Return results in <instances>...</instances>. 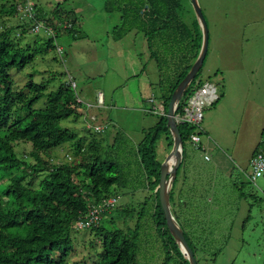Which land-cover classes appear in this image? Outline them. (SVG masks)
Returning <instances> with one entry per match:
<instances>
[{"label":"rangeland","instance_id":"rangeland-1","mask_svg":"<svg viewBox=\"0 0 264 264\" xmlns=\"http://www.w3.org/2000/svg\"><path fill=\"white\" fill-rule=\"evenodd\" d=\"M28 1L35 6L34 17L54 28V24L59 23L58 27L61 26L59 19H65L69 11H74L82 21V36L75 40L81 39L76 46L81 58L77 59L85 79L79 82L78 92L89 99L94 98L98 88L106 92L105 104L93 107L91 111L97 115L95 124H103L106 128L101 133L88 130L85 117L80 112L79 115L73 114L62 119L60 124L76 132L84 143H88L94 135L98 139H106L102 153L118 163L124 178L123 186L118 188L120 201L114 209L118 207L121 210L133 205L137 210L129 217L127 211L123 210L116 215V225L134 234L140 222L135 237L136 264H164L168 256L166 237L159 232L152 216L153 200L142 204L151 192L148 188L143 189L146 181L137 155V145L143 138V131L153 127L160 114L149 107L143 108L146 93L135 79L127 83L126 90L117 88L114 100H110L107 95L110 89L125 82L123 75L126 66L130 67L131 64L130 51L140 47L139 39L135 44V34L131 33L135 29L130 24L135 21L119 23L120 13L117 9H107L105 0ZM24 2L0 0V30L5 26L22 25L19 28H23L25 25L24 36L14 38L20 39L23 46L26 43L31 46L27 55L36 52L23 69L11 70L12 78L16 88L24 87L26 82L33 79L37 83L44 82L49 92L69 80L66 67L74 75L68 54L64 53V63L56 50L57 44L69 45L68 41L73 35L58 33L52 40V46L44 50L51 36L44 29L38 34L31 30L34 20L24 16L25 10L21 11ZM199 3L210 36L204 66L198 72L196 81L217 84L221 99L205 106L201 123L205 131L201 140L202 148H197L190 141L184 144L185 155L179 180L181 184L177 188L187 202L193 222L190 223L180 215L185 204L174 208L196 249L198 264H264V172L254 180L255 184L251 178L252 155L261 141L264 129V0H199ZM14 7L16 12L11 14L10 10ZM108 30H111L109 34ZM139 35L143 36L142 33ZM126 48L131 50L125 51ZM176 60L173 54L164 56L160 63L151 56L141 59L148 68L142 74V79H147V74L150 75L154 68L159 71V78L152 84L153 89H150L158 102L163 101L162 96L168 93V85L174 81ZM96 62L99 63L97 67ZM115 63L119 66V76L111 69V64L117 67ZM93 67H96V73H90ZM89 74L91 78H88ZM162 79L163 85L160 84ZM147 100L151 105L150 100ZM45 101L46 97L42 98L36 107H43ZM110 101L115 106H111ZM100 109L103 112L101 114ZM148 109L151 113H145ZM169 143L170 138L166 134L158 141L157 156L162 163L171 152ZM16 150L20 157L26 156L28 161H32L29 157L30 143L20 142ZM53 151L56 163L71 162L78 158L70 142ZM67 154L72 158L69 159ZM44 175H39L36 183ZM133 188L137 190L134 192ZM142 207L144 212L140 214ZM141 215L142 220L139 221ZM102 224L109 227L105 220ZM73 242L74 249L68 264H91L92 258L101 249L100 237L90 229H74ZM167 264L184 263L177 254L171 252Z\"/></svg>","mask_w":264,"mask_h":264},{"label":"trees","instance_id":"trees-1","mask_svg":"<svg viewBox=\"0 0 264 264\" xmlns=\"http://www.w3.org/2000/svg\"><path fill=\"white\" fill-rule=\"evenodd\" d=\"M105 4L109 10L117 9L123 22L135 21L130 25L135 33L143 34L150 56L157 63L166 55L177 57L174 81L168 85V93L162 96L167 113L173 92L190 71L202 47L203 31L191 0H105ZM15 12L16 7L10 10L11 14ZM65 16V19H59L60 23L73 24V28L66 29L67 33L73 34L74 39L81 38L76 29L77 20L67 14ZM58 24H54L57 31L62 28ZM20 26H5L0 30V264H68L74 249L75 222L85 217L89 209L104 198L118 195L124 178L118 163L102 153L106 139H98L94 135L88 143H84L76 132L61 126L62 119L79 115L76 92L69 80L49 92L44 82L37 83L33 79L26 82L24 87L16 88L11 70L23 69L29 59L36 55V52L27 55L31 46L28 43L23 46L20 39L14 38L24 36L25 25L23 28ZM53 38L47 39L44 50L52 46ZM60 59L62 62L65 60L64 56ZM66 73L68 77H73L67 67ZM197 75L176 113L180 112L186 98L192 93ZM160 84H164V79ZM44 97V106L37 108L36 104ZM167 122V115H160L153 127L143 131V138L137 145V155L146 181L143 189L148 188L151 192L142 204L153 200L152 216L159 232L166 237L168 256L164 264L168 263L171 252L177 254L184 264H189L168 228L157 190L162 165L157 156V146L163 134L170 138V149L173 147ZM179 129L185 144L197 127L180 123ZM20 142L31 144L29 157L32 161L18 155L16 146ZM68 142L72 143L75 157L78 158L71 162H54L53 150ZM260 149L264 151V129L253 155ZM184 155L185 149L183 161ZM183 161L171 188L170 202L172 212L195 253L196 249L174 208L185 204V201L176 200ZM43 174L44 177L36 183L38 176ZM132 190L135 192L137 189ZM112 210V214L106 212L103 218L109 227L103 226L102 220L99 226L90 228L101 239L100 252L92 258L91 264H136L135 237L140 222L136 225L135 233L131 234L117 226L115 218L123 210L127 211V217L137 210L133 205ZM143 212L144 207L139 213ZM140 220L142 215L139 216Z\"/></svg>","mask_w":264,"mask_h":264},{"label":"built area","instance_id":"built-area-1","mask_svg":"<svg viewBox=\"0 0 264 264\" xmlns=\"http://www.w3.org/2000/svg\"><path fill=\"white\" fill-rule=\"evenodd\" d=\"M24 7L21 11L24 12V16L29 17L34 20L32 26V31L36 34L40 33L44 29L49 36L56 37V30L53 26L48 25L45 21H40L34 17L35 6L28 0L25 1ZM65 29L72 28L73 24L71 22L63 25ZM56 50L59 56L63 59L64 56V47L60 44L56 45ZM65 62V60L63 61ZM69 81L72 88L76 92L77 98V110L84 115L86 128L90 131L94 130L97 133H101L105 130L106 126L103 124H95L97 120V115L93 112V107H101L105 104V97L103 92L97 93V102L91 104L85 101L79 94L77 89V82L73 77L69 76ZM219 99L218 86L215 83L210 81L200 82L197 81L192 93L186 98L181 110L179 113H176V121L180 123H189L197 127L196 132L192 133L189 141L194 144L197 148H202L201 140L203 133V127L201 123L204 118V109L207 105L214 104ZM150 103L152 104L151 110L157 114L164 115L165 109L163 102H158L155 100L154 96L151 97ZM178 109V107H177ZM67 157L71 159L72 157L67 154ZM207 157V156H206ZM251 164L253 166L252 182L255 184L258 177L262 176L264 172V151H258L253 155ZM120 201V195H111L102 200L99 204L93 205L85 217L77 220L74 224L75 229L84 230L90 229L95 226H99L104 218L106 212H110L114 207L118 205Z\"/></svg>","mask_w":264,"mask_h":264},{"label":"water","instance_id":"water-1","mask_svg":"<svg viewBox=\"0 0 264 264\" xmlns=\"http://www.w3.org/2000/svg\"><path fill=\"white\" fill-rule=\"evenodd\" d=\"M195 14L203 31V42L201 51L198 58L194 62L188 74L179 83L175 91L173 92L171 99L169 101L167 110V125L170 128L171 134L173 136V147L169 153L166 160L161 165V177L160 182L157 187L159 190V198L164 212L168 228L175 238L176 242L179 244L180 249L185 256V258L190 262V264H198L195 257L193 248L189 245L184 230L176 219L172 212L171 202H170V192L173 186L174 179L177 174V170L183 161V150L184 142L179 129V125L176 121V109L180 101L185 95L186 90L189 88L192 81L195 79L196 75L203 66L204 59L209 48V27L204 16L202 7L199 0H191ZM173 160L172 164L170 161Z\"/></svg>","mask_w":264,"mask_h":264},{"label":"crops","instance_id":"crops-1","mask_svg":"<svg viewBox=\"0 0 264 264\" xmlns=\"http://www.w3.org/2000/svg\"><path fill=\"white\" fill-rule=\"evenodd\" d=\"M118 13H120V12H118ZM67 15H69L70 18H74V19L77 20V23H78V25H77L78 33L82 35V33L80 32L81 31L80 28L82 27V21L80 20L79 16L77 14H74V11H69V13H67ZM120 16H121V13H120ZM122 22H123V18L120 17L119 23L122 24ZM107 32H108L107 34H109L111 32V30H108ZM58 33L59 34H65L67 32L64 31V30H61ZM131 33H134L135 34V37H134L135 38L134 39L135 40V44H136L137 39H139L140 47H138V49L137 48H134L132 50L130 48H126L125 49V51L128 49V52H129V50H131L130 51V55H129V58L131 59V64H130V67L126 66L125 75H123L124 76V79H125V82L123 84H118L114 88L110 89L109 92H108L109 94H107V95L110 97V100H114L115 99V96H116L115 95V90L117 88H120V87L123 88V90H126L125 87L127 86V83L135 79V80H137V83L139 82L138 85L141 88V90L146 93V95L144 96L145 99H144V104H143L144 107L143 108L149 107V109H151L152 108V104L150 105L148 103V100L147 99H150L152 97V95L154 96L153 92L152 91L150 92V89L151 90L153 89L152 84L155 83V81L159 78V71H157L154 68L152 70V72H151L150 75L147 74V79H142V74L143 73H146L148 71V68L145 66L146 65L145 63H142L141 59L143 57H146V56L150 57V52H149V50L147 48V43H146L145 37L144 36L139 37L140 36L139 33H135L134 31H132ZM134 34H132V35H134ZM66 37L69 38L68 36H66ZM71 38L72 39L69 38L70 40L68 41V42H70V44L69 45H63V46H64V49H65V54H68V56H69L71 68L74 71V72L72 71L74 73V75L72 74V76L77 81L78 86H79V82H81L83 79H85L83 77V76H85V73L80 68V64H78V59H77V57L78 58H81V55L79 53V48L76 47L79 44V42L81 41V39H80V41H77L73 37H71ZM71 40H75V41L72 42ZM138 51H140V53H139L140 59L139 60H138V57H137ZM97 64H99V63L96 62V67L99 66ZM115 65L117 67H114L111 64V69H112V71L117 76H119V66L116 63H115ZM96 67L95 68L93 67L90 73H96L95 72L96 71ZM87 71H88V69H87ZM96 75H98V74H96ZM88 78H91V75L90 74L88 75ZM99 91L103 92L104 95L106 96V92L104 90L98 88L95 91V94L93 96L94 98L89 99L88 97H86V98L85 97H82V96L81 97L85 101H87V102H89L91 104H95L94 102L96 100V94ZM220 99H221V97H220ZM105 100H106V97H105ZM145 104H146V106H145ZM110 105L111 106H115V104L113 102H111ZM149 109L145 113H151L149 111ZM101 113H103L102 112V109H100V114ZM108 116H110V115H108ZM114 143H116V140H114ZM180 184H181V182H179L178 185H180ZM179 192H180V190H178V188H177L176 189V193H177V197H178L177 200H183V201H185L183 199V196L180 195ZM187 207H188V205H187V202L185 201V209L183 211H181V214L180 215L183 216V219H184V217H186V220L188 219L190 221V223H192L193 222V216L189 212V209Z\"/></svg>","mask_w":264,"mask_h":264},{"label":"clouds","instance_id":"clouds-1","mask_svg":"<svg viewBox=\"0 0 264 264\" xmlns=\"http://www.w3.org/2000/svg\"><path fill=\"white\" fill-rule=\"evenodd\" d=\"M32 20H33V19H32ZM64 25H65V24H64ZM77 25H78V23H77ZM62 26H63V24H61V27H62ZM76 27H77V26H76ZM72 28H73V27H72ZM68 29H70V28H68ZM76 29H77V28H76ZM55 30H56V29H55ZM60 30H61V29H60ZM60 30H59V31H60ZM62 30H64V31L67 32V30H66L64 27L62 28ZM77 30H78V29H77ZM59 31H58V32H59ZM56 32H57V30H56ZM58 32L56 33V36H57ZM51 37H52V36H51ZM55 38H56V37H55ZM62 46H63V45H62ZM63 47H64V46H63ZM64 53H65V49H64ZM64 63H65V62H64ZM74 80H75V79H74ZM75 81H76V80H75ZM99 92H100V91H99ZM97 93H98V92H97ZM103 94H104V93H103ZM96 95H97V94H96ZM220 97H221V96H219V99H220ZM182 99H183V98H182ZM219 99H218V100H219ZM218 100H217V101H218ZM162 102H163V105H164V101H162ZM180 102H181V101H180ZM178 106H179V104H178ZM178 106H177V107H178ZM164 109H165V106H164ZM176 110H177V109H176ZM77 111H78V110H77ZM78 112H79V111H78ZM95 114H96V113H95ZM160 115H161V114H160ZM164 115H167L166 111H165V114H164ZM178 125H179V124H178ZM203 130H204V128H203ZM204 133H205V131H203V134H204ZM202 136H203V135H202ZM114 208H115V207H114ZM85 230H86V229H85Z\"/></svg>","mask_w":264,"mask_h":264},{"label":"bare ground","instance_id":"bare-ground-1","mask_svg":"<svg viewBox=\"0 0 264 264\" xmlns=\"http://www.w3.org/2000/svg\"><path fill=\"white\" fill-rule=\"evenodd\" d=\"M173 160L170 161V164H172Z\"/></svg>","mask_w":264,"mask_h":264}]
</instances>
